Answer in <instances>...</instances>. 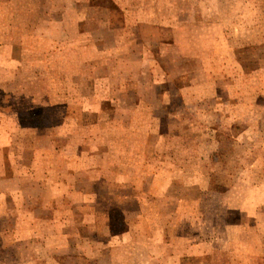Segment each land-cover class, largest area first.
I'll return each mask as SVG.
<instances>
[{
  "label": "crops",
  "instance_id": "obj_1",
  "mask_svg": "<svg viewBox=\"0 0 264 264\" xmlns=\"http://www.w3.org/2000/svg\"><path fill=\"white\" fill-rule=\"evenodd\" d=\"M174 3L175 0H0V115L32 114L38 112L36 109L52 107L65 115L60 123L38 128L54 138V145L49 146L52 156L45 157L48 151L44 148H28L24 143L16 155L18 142L11 137L15 126L6 128L11 132H7L10 137L6 147L10 153L6 160L12 168L17 164V169L1 176V180H6L7 189L17 187L16 191H7V195L26 194L20 182L27 181L49 189L58 188L62 195H70L66 197L67 205L72 206L70 209L87 213L94 210V203L87 199L90 188H114L120 195L125 190V194L131 195L129 200L134 208L126 206L130 202L118 197L107 210L137 212L150 205L152 210L158 211L159 206V210L166 209L169 214L161 223L153 217L148 220L143 214L134 223L125 220L122 233L117 235L119 245L125 244L134 229L137 234L144 231L149 234L145 241L150 244L149 255L151 252L152 259L156 258L154 264H188L185 259L195 255L192 258L202 264V214L192 224L188 214L190 192L186 197L189 188L175 187L187 174L183 168L168 171L170 174L166 176V172H160V178L168 181L159 204L151 196L156 187L160 188L154 181L158 174L147 170L153 161L161 165L171 163L172 169L178 162L170 153L174 150L172 135L166 134L169 142L163 151L165 154L157 158L153 150L162 130L161 122L153 116L173 113L168 101L173 99L174 92H169L168 87L160 89L158 82H170L168 60L177 58L178 52L179 59L183 57L185 47L188 49L190 45L191 22L186 20L181 6L179 10H169ZM164 66L165 76L159 78L161 71L157 68ZM19 90L32 103L17 109L5 107L2 103L19 97L20 94L16 96ZM165 104H168L167 110L162 108ZM140 116L147 118L139 121ZM173 129L174 124L170 125V131ZM64 135L65 140L59 139ZM65 158L69 160L70 174L63 178ZM198 193L197 207L201 212L202 188H198ZM93 194L99 191L94 190ZM185 201L188 202L185 204ZM46 209L49 210L48 206L41 208ZM222 209L220 205L214 208L218 212ZM84 220L92 236L96 226L104 222L108 237L98 239V243L102 244L100 248L105 254L111 243L117 241L108 229L113 223L110 214L109 219L105 216ZM40 221L49 223L52 229L59 228L55 215ZM68 221L72 224V220ZM4 223L5 219L1 218L0 262L5 259L6 264H40L38 256L28 260L23 251L26 243L35 245L34 238L43 236L30 230V226L28 231L21 232L18 224L5 229ZM56 234L52 230L50 236ZM216 235L213 236L217 243ZM85 241L90 243L94 239ZM15 248L23 254H17Z\"/></svg>",
  "mask_w": 264,
  "mask_h": 264
},
{
  "label": "rangeland",
  "instance_id": "obj_2",
  "mask_svg": "<svg viewBox=\"0 0 264 264\" xmlns=\"http://www.w3.org/2000/svg\"><path fill=\"white\" fill-rule=\"evenodd\" d=\"M180 6L186 20L191 22L190 45L188 49L185 47L183 57L179 59L178 52L177 58L168 60L170 82H158L160 89L168 87L169 92H174L173 99L168 101L173 113L153 116L162 126L154 154L157 158L165 154L163 151L169 142L166 134H169L174 143L170 153L178 162L174 163L175 170L171 163L161 165L153 161L147 165V170L158 174L154 181L160 186L151 196L157 202L163 199L160 194L166 191L164 186L168 180L161 179L160 172H166V176L170 174L168 171L183 168L186 179H179L175 187L189 188L186 197L190 192L188 214L192 224L202 214V264H264V0H175L169 10H179ZM164 68H157L161 71L159 78L165 76ZM36 85L32 84V89ZM143 85L145 88L146 84ZM133 87L135 89L134 84ZM154 87L153 84L152 89ZM22 93V90L16 91L19 97L2 104L14 109L30 105L33 100L23 98ZM167 105L162 108L167 110ZM36 111L43 113L0 115V219H5V229L18 224L22 232L28 231L30 226V230L43 236L34 238L36 247L32 242L25 244V258L34 260L38 256L40 264H154L156 258L152 259L151 252L149 255L150 244L145 241L148 233L137 234L135 227L130 228L134 230L123 245V242L118 244L117 235L122 233L125 220L134 223L142 214L148 220L153 217L158 223L165 221L169 214L166 209L159 210L158 206L156 211L149 205L146 210L137 212L107 210L118 197L130 202L131 195L125 194V190L120 195L114 188L98 186L89 189L87 199L94 203V210L88 213L70 209L72 206L66 203L69 194L62 195L58 188L37 186L35 181L20 182L26 194L7 195V191H16L17 187L7 189L6 180H1V176L15 172L17 164L12 168L6 160L10 153L6 147L10 129L6 128L15 126L11 137L18 142L16 155L24 143L28 148H44L48 151L45 157L52 156L49 146L52 148L55 140L48 131L38 128L60 123L65 115L55 107ZM146 118L140 116L139 121ZM129 120L126 116V121ZM173 124L174 129L170 131ZM64 136L59 139L65 140L67 136ZM155 141L153 137V144ZM64 149L70 151L68 147ZM126 159H131L130 155L127 154ZM68 162L65 158L63 178L69 173ZM198 188H202L201 212L197 207ZM94 190L99 194H93ZM219 205L223 209L218 212L214 208ZM45 206L49 210H41ZM126 206L134 208V203ZM186 211L187 207L185 216ZM109 214L113 223L108 229L117 241L102 254L98 239L108 237L104 222L96 226L92 236L84 219L105 216L109 219ZM52 215L58 218V230L52 229L49 223H40L44 222L41 219L47 221ZM68 220H72V224ZM74 223L80 225L72 226ZM52 230L57 236H50ZM86 238L94 241L88 243ZM14 250L23 254L18 248ZM195 256L187 257L185 262L197 264V259L192 258ZM0 264H6V260Z\"/></svg>",
  "mask_w": 264,
  "mask_h": 264
}]
</instances>
